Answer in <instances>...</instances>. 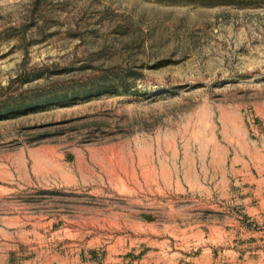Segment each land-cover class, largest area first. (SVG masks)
I'll use <instances>...</instances> for the list:
<instances>
[{"label":"rangeland","instance_id":"obj_1","mask_svg":"<svg viewBox=\"0 0 264 264\" xmlns=\"http://www.w3.org/2000/svg\"><path fill=\"white\" fill-rule=\"evenodd\" d=\"M0 264H264V0H0Z\"/></svg>","mask_w":264,"mask_h":264},{"label":"trees","instance_id":"obj_2","mask_svg":"<svg viewBox=\"0 0 264 264\" xmlns=\"http://www.w3.org/2000/svg\"><path fill=\"white\" fill-rule=\"evenodd\" d=\"M9 108L0 106V115L5 113Z\"/></svg>","mask_w":264,"mask_h":264}]
</instances>
